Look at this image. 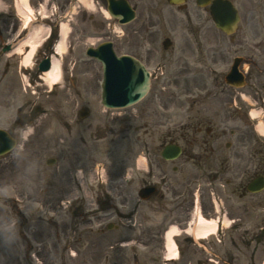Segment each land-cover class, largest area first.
<instances>
[{
	"label": "rangeland",
	"instance_id": "rangeland-1",
	"mask_svg": "<svg viewBox=\"0 0 264 264\" xmlns=\"http://www.w3.org/2000/svg\"><path fill=\"white\" fill-rule=\"evenodd\" d=\"M91 9L89 12H94L98 21L91 22L94 25L89 32L107 20L100 7ZM16 18L12 8L10 16H0L6 25L14 21L17 23L19 20ZM115 25L118 30L116 34H119L115 48L122 53L123 26ZM76 36L74 29L67 37L69 43L75 41ZM92 36L91 33L84 38L86 43L83 47L90 45ZM244 48L250 50L249 40ZM239 53L232 50L228 53L227 62ZM77 57L79 55L72 50L67 57L70 64L66 60L68 66L62 68L59 82L52 87L40 79L37 69L32 71L33 77L26 87L18 79L14 83L12 99L0 109V126H6L23 106L27 105L22 109L23 114L28 113L27 127L19 133L22 146L0 160V205L15 206L19 222L21 217L27 216L28 223L41 225L38 227L46 225L47 217L56 218L63 232L55 235V227L46 225L43 231L52 229L51 238H74L75 230L81 226L82 238L96 240V250L89 252L103 258L96 264H106L107 254L119 255L121 261L130 259L129 263L124 264H133L136 255L154 254L139 244L150 237L149 229L158 231L160 224H164L163 231L166 232L171 225V222H167L169 218L189 209L190 204L186 201L192 199L195 191L199 193L200 205L207 217L213 216L211 197L215 196L218 201H223L229 218L234 220L238 214H242L243 220L233 222L230 227L220 230L216 236L204 242L196 243L182 235L179 243L183 258L177 263L263 264L264 230L261 231L259 227L264 226V191L248 195L243 200L238 196L240 180H245L256 170H264V154L252 155L251 150L257 143L264 148V134H260L256 128L259 121L264 122V102L261 103L257 96L254 77H251L252 80L249 77L248 83L241 88L224 86L223 90V86H215L214 79L219 75L217 68L213 70L211 67L212 70L204 72L176 71L172 68L167 71L163 68V75L154 79L152 93L145 100L131 107L111 109L101 102V64L89 59L83 51L82 62L75 65ZM27 65L31 66L32 61L29 60ZM158 71L160 73L162 70ZM202 73L206 74V86L197 90L195 85L203 86L200 80ZM176 78V82L162 86L163 79ZM206 89L211 92L222 89L223 94L227 93L223 104L227 119L226 133H199L193 143L185 147L186 151L180 158L171 163L162 162L160 148L167 136L159 131L160 115L152 102L157 97L165 101L177 97L179 104L184 101L188 106L195 94L204 93ZM210 100V105L200 103L190 114L198 110L202 114L216 110L218 97ZM255 108L260 115L252 118L248 111ZM85 110L88 113L81 117L80 113ZM187 110L179 107L171 111L177 115L176 124L186 121L182 117L189 114ZM140 123H146L149 128L138 130L136 127ZM232 129L235 130L234 134L230 131ZM228 142L232 143L230 147L226 145ZM139 154L146 156L148 171L136 167ZM52 157L57 160L50 165L47 160ZM161 163H164L162 169ZM173 165L178 167L177 170H173ZM161 172L168 176L169 195L177 194L172 199L164 200L167 208L162 211L158 210V196L149 200H141L138 196V190L149 182H155ZM125 176L130 178L126 179ZM180 191L182 194H179ZM14 196L22 198L18 207L12 203ZM68 200L72 201L71 205H67ZM53 207L54 215L49 212ZM170 208L173 209L167 220L163 213L170 211ZM1 211L4 212V209L0 208ZM110 212L114 213L113 217H110ZM187 217L184 215L182 218ZM110 222L118 227L109 229ZM51 223L56 224L55 221ZM2 231L3 238L14 233L10 225L1 224ZM123 237L137 242L126 247H122L121 242L114 243ZM220 239L223 242L227 240V243H219ZM110 240L113 246L107 247ZM162 240L163 234L159 231L152 237L151 248L156 251ZM20 243V257L14 255L11 243L2 245L1 264H44L40 255L42 250L25 256L26 242L21 240ZM218 244L221 245L219 248ZM145 264L154 263L147 261Z\"/></svg>",
	"mask_w": 264,
	"mask_h": 264
},
{
	"label": "flooded vegetation",
	"instance_id": "flooded-vegetation-1",
	"mask_svg": "<svg viewBox=\"0 0 264 264\" xmlns=\"http://www.w3.org/2000/svg\"><path fill=\"white\" fill-rule=\"evenodd\" d=\"M56 1L63 12L70 3L82 0ZM89 1H92L96 6L104 7H108L110 3L109 0ZM121 1L126 4L125 11L122 13V17L126 20L123 24L121 38L124 52L142 61L151 71L152 79H159L160 73L158 70H163V68L166 70L172 68L176 71H205L210 70L212 67L214 70L218 69L219 75L216 80L220 86L224 87L226 84L227 55L230 48L235 47V50H241L242 62L249 63L250 67L247 70L250 68L252 70L248 71V78L254 77L257 96L264 101V0H206L203 6H199L196 0H186L182 4H171L168 0ZM226 2H229L240 16L238 29L233 33H227L219 29L213 21V15L216 13L222 17L227 16ZM97 21L95 14L88 13L79 4L74 25L77 34L74 41L76 51L81 53L84 50L82 47L85 43L84 38L86 39L91 33L100 39L111 38L116 44L118 34H115L116 30L112 25V21H103L95 27V30L89 32L91 26L94 25L91 22ZM54 40L55 36H52L45 45L43 52H46L52 46ZM248 40L251 46L249 51L244 48ZM11 67H17V64L11 66L10 62L7 61L2 68L3 70L0 71V108L7 104L12 93L11 88L7 85L12 82L8 78L11 76ZM175 77H177V74H175ZM200 77L203 79L205 77L204 73ZM172 81V79H164L162 83L166 84ZM223 90H225V87ZM226 96L227 93L223 94L222 89H220L213 94H206L203 97V102L195 100L189 104L190 110L198 103L210 105V98L216 99L218 97L217 103L219 105H216V110L208 111L207 114H202L198 110L195 114L188 116V122H183L179 126H173L175 124L172 120L173 114L169 112L170 108L178 106L176 100L155 101L156 113L160 115L161 132L170 137L171 142L176 141L172 137L174 134L185 136L190 133H200L203 130L208 134L214 132L220 135L225 134L227 119L223 104ZM18 114L20 118L10 122L7 127L11 133H17V126L24 122L21 119L20 112ZM136 128L138 130L146 129L147 126L139 125ZM230 131L232 134L235 133L234 129ZM263 149L260 143L253 145L251 148L252 155L264 154ZM253 175H264V173L257 170ZM163 177L164 175L161 174L160 178ZM253 178L254 176H251L248 181L240 180L238 193L241 198L249 193L247 187ZM158 194L161 203L166 199V195L159 190ZM164 208L159 207L160 210H164ZM172 209L170 208V211L167 210V212L170 213ZM9 220L8 209H5V212L1 211L0 225L8 224L7 221ZM11 224L14 225V233H11L7 238H3L2 233H0V258L3 254L2 245H8L9 243L14 247V255L20 257L22 251L20 242L24 240L27 248L25 256L26 254L30 255L32 250H35L36 253L42 250L40 255H42L44 264H96L98 261L103 260V258H97L96 254H89V252L96 250L97 243L95 239L82 238L81 226L75 230L74 238L63 239L61 236L60 238H51L52 229L43 231V228L35 227L28 224V222L18 223L14 221ZM163 228L164 224L160 225L156 233L159 231L162 233ZM55 231L57 233L53 234L57 235L60 231L63 232V227L57 226ZM149 235L154 236L155 233L151 231ZM124 239L127 238L123 237L114 243L121 242ZM150 243L151 238L144 239L141 242L146 249L150 246ZM106 245L107 247L113 246L112 241H108ZM163 249L162 243L157 253L148 257L157 261L159 257H163ZM120 258L119 255L110 254L107 256L106 264H124L125 261H129L127 258L121 261ZM134 263L139 264L138 256H135Z\"/></svg>",
	"mask_w": 264,
	"mask_h": 264
},
{
	"label": "water",
	"instance_id": "water-1",
	"mask_svg": "<svg viewBox=\"0 0 264 264\" xmlns=\"http://www.w3.org/2000/svg\"><path fill=\"white\" fill-rule=\"evenodd\" d=\"M92 54L96 55L104 65L103 103L105 105L126 106L146 94L149 88V76L147 71H143L142 65L140 71L133 63H129L125 56L117 57L114 53L103 50H96ZM3 134L5 135V132L0 130V145L6 149L12 141L4 139Z\"/></svg>",
	"mask_w": 264,
	"mask_h": 264
},
{
	"label": "bare ground",
	"instance_id": "bare-ground-1",
	"mask_svg": "<svg viewBox=\"0 0 264 264\" xmlns=\"http://www.w3.org/2000/svg\"><path fill=\"white\" fill-rule=\"evenodd\" d=\"M20 3L23 5H28V0H19ZM83 3H85V5L88 8H93V3L88 1V0H83ZM104 13L106 16H110L107 12V10H104ZM39 29L40 28H35L34 29V35H32L28 40L24 41L23 43H26V45L30 46L29 51L27 52L26 56H25V61H28L30 59V57L32 56V53L34 52L36 46L38 45L39 41V37L36 36V34L39 33ZM69 31V26L67 23H64L62 25V38H61V42L58 45V47L60 48V50L64 49V44H65V37L67 36V33ZM21 48V47H20ZM59 59L53 55L52 57V67L50 68V70L44 72L42 74L43 78L45 79L46 83L49 86H53L54 84H56L58 82V80L60 79V63H59ZM260 115V111L253 109L251 111V116L253 118H257ZM257 130L261 133L264 134V122L263 121H259L257 123ZM143 159V158H141ZM196 222V229L195 228H189L188 231H193L199 236H205L210 232H214L217 230V222L216 220H209L207 218H205L201 213L198 214V216H196L195 219ZM180 232V229L176 226V224L172 225L168 231H167V247L169 249V257H175L178 253V249H177V245L176 242L174 241V236Z\"/></svg>",
	"mask_w": 264,
	"mask_h": 264
}]
</instances>
